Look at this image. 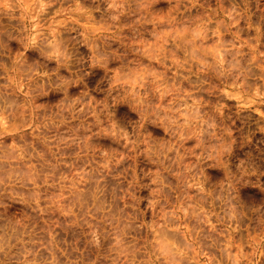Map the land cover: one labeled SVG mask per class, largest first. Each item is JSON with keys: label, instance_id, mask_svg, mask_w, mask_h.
Segmentation results:
<instances>
[{"label": "clouds", "instance_id": "9594fccd", "mask_svg": "<svg viewBox=\"0 0 264 264\" xmlns=\"http://www.w3.org/2000/svg\"><path fill=\"white\" fill-rule=\"evenodd\" d=\"M0 264H264V0H0Z\"/></svg>", "mask_w": 264, "mask_h": 264}]
</instances>
